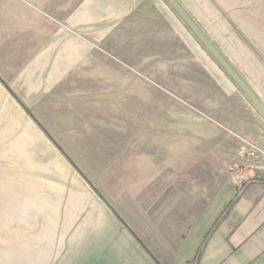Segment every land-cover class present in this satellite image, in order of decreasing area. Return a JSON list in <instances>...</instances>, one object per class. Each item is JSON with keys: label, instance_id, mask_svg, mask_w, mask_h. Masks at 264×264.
Masks as SVG:
<instances>
[{"label": "crops", "instance_id": "obj_1", "mask_svg": "<svg viewBox=\"0 0 264 264\" xmlns=\"http://www.w3.org/2000/svg\"><path fill=\"white\" fill-rule=\"evenodd\" d=\"M72 1L65 0L66 3ZM178 1L202 28L197 19L199 17L194 14L196 0ZM78 2L84 20L83 34L104 36L138 33L149 36L151 42L162 41L161 37L169 30V16L176 20L177 15L166 0ZM16 3L21 12L15 11L17 18L10 15L16 22L20 23L24 18L25 9H28L27 17L41 18L34 5L25 6L23 0ZM4 14H0V23L5 19ZM50 17L49 14L48 28H43L45 31L41 32L39 25L33 26L38 39L25 56L23 54L18 58L19 62H3V66H0V124L4 125V128H0L4 131L9 128V112L10 109L15 110L18 123L12 130L44 131L56 141V146L71 165V156H84L83 150L73 149L76 146L88 147L89 156L102 153L101 158L97 159H109L111 162V147L119 149L122 146V133L131 135L137 131V111L132 108L126 112L122 108L120 99L125 92L119 87L112 91L96 90L93 96L90 93L83 100L74 101L65 82L70 73L69 62L57 60V43L53 40L57 30L55 23L51 26ZM214 27L222 28L225 34L231 36L225 41L228 55L220 51L264 100V62H244L241 56L244 43L239 36L234 35L228 21ZM179 29L181 32L184 30L183 26L177 27L176 35L180 33ZM1 31L0 28V34ZM5 32L8 34L7 28ZM41 34L48 37L42 38ZM210 34H216V31ZM133 43L136 41L127 40L126 49L136 50ZM143 62H152V59ZM119 81L120 77L116 82ZM128 82L136 83L131 77ZM131 92L129 85V97H136ZM10 98L16 101L11 102ZM197 122L187 129L200 130L199 124H195ZM144 127L145 130H153L152 121L146 120ZM215 127L212 125L205 129L214 131ZM263 127L264 122L250 111L248 103L244 101V146L257 148V136L263 132ZM184 129V125L180 127V130ZM37 134L40 137V133ZM1 135L0 180L6 181L8 176L3 171L7 172L9 168V143L8 146L2 145ZM212 144L215 143H208ZM185 145V142H181V146ZM34 156L41 159L32 153L29 171L34 169L30 168L34 166ZM22 157L19 156L20 159ZM184 157L182 155V159ZM181 162L184 168V161ZM54 163L56 161L49 164V168L45 165L46 170L42 171L48 175L47 182H50V167ZM24 164H27L26 160ZM150 164L148 172L152 177L154 169L151 160ZM159 169L156 168V173H159ZM82 170L87 178L80 171L77 177L86 179L87 185L67 186L69 179L71 183L73 181L72 170L68 168L61 173L64 179L59 182L62 183L60 185L49 183L41 186L40 180V185L34 186L9 187L7 183L4 186L1 183L0 259L10 258L9 243L15 242L17 251L11 255L12 258L33 260V264H264V178L245 182L239 191L231 186L226 187L222 194L224 197L218 200V193H215L212 195L215 197H208L207 202H202L201 192L196 193L195 187H176L177 193L193 195V202L185 203L183 199L182 203H174L153 198L154 192L160 188L137 184L135 174L128 177L127 184L119 182L112 187L95 185L92 173ZM112 173L106 171L100 177L106 178ZM184 175L175 177L179 179ZM168 190L163 188L161 194ZM9 210L18 211L19 222H22V226H17L15 239L8 237V221L3 219L4 216L8 218ZM24 226L26 228L23 229Z\"/></svg>", "mask_w": 264, "mask_h": 264}, {"label": "rangeland", "instance_id": "obj_2", "mask_svg": "<svg viewBox=\"0 0 264 264\" xmlns=\"http://www.w3.org/2000/svg\"><path fill=\"white\" fill-rule=\"evenodd\" d=\"M19 1L0 0V14L5 13V19L0 23L3 31L0 34V66H3V62H19L18 58L23 54L25 56L38 39L33 26L39 25L41 32L45 31L43 28H48L50 14L53 17H50L51 26L55 23L57 30L53 39L57 43L56 57L57 60L65 59L69 62L70 73L65 82L74 101L83 100L90 93L93 96L96 90L112 91L119 87L125 92L120 99L122 108L126 112L132 108L137 111L138 129L131 135L122 133V146L119 149L111 147V162L109 159H97L101 158L102 153L89 156L86 146L73 147L74 150H83L84 156H71L72 166L56 146V141L50 139L44 131L36 129L40 133L39 137L37 131L12 130V127L16 128L18 120L16 111L10 109L9 128L4 131V125L0 124L3 127L0 128L1 144L8 146L9 143L10 157L8 171H3L8 180H0V185L34 186L40 185V181L41 186L49 183L60 185L62 183L59 182L64 179L61 173L66 168L72 170L73 175L72 183L69 179L67 186L87 185L86 179L77 177L78 171L85 176L82 170L85 169L94 176L92 182L95 185L113 187L119 182L127 184L128 177L135 174L137 184L160 188L154 192L153 198L174 203H192L193 195H182L175 188L195 187L196 193L201 192L202 202H207L208 197L215 193H218V200L224 197L222 194L226 187L231 186L239 191L245 182L264 178V127L263 132L257 136V148L244 146V101L248 103L250 111L255 112L263 122L264 116L178 15H175L176 20L169 16V30L161 37L162 41L151 42L149 36L138 33L104 36L83 34L84 20L81 18L78 0L70 3L65 0H23L25 6L34 5L41 18L27 17L28 9H25L24 18L19 23L10 17L12 14L16 17V12H21L16 3ZM194 3V14L199 17L200 25L225 55L229 53L225 41L231 36L225 34L222 28L215 29L214 26L228 21L234 35L239 36L244 43V52L241 54L244 62H264V0H200V4L196 0ZM182 26L184 30L181 32L179 29L180 33L176 35V28ZM211 31H216V34H210ZM41 36L48 37L43 34ZM127 40L136 41L133 44L137 49L127 50ZM149 59L152 62H143ZM119 77L120 81L116 82ZM129 77L136 83L129 84ZM129 85L136 95L134 98L129 97ZM10 100L16 101L14 98ZM146 120L152 121L153 130H145ZM196 120L198 122L195 124H199L201 129H187ZM183 125L185 129L180 130ZM212 125L216 126L214 131L205 129ZM181 142L186 145L181 146ZM210 142L215 144L208 145ZM32 153L41 159L34 156V166H30L34 169L29 171L28 163ZM20 155L23 159L19 158ZM25 160L28 165L24 164ZM150 160L154 169L152 177L148 172L151 169ZM181 160L184 161V168ZM55 161L54 166L50 167V182H47L48 175L43 172ZM157 167L160 168L159 173H156ZM106 171L113 173L106 178L100 177ZM178 174L185 175L177 179L175 175ZM163 188L169 189L168 192L161 194ZM17 212L9 210L8 218H3L8 221V237L13 239L17 236V226H22ZM9 251L10 258L0 259V264H33V260L12 258L11 255L17 251L15 242L9 243Z\"/></svg>", "mask_w": 264, "mask_h": 264}, {"label": "water", "instance_id": "obj_3", "mask_svg": "<svg viewBox=\"0 0 264 264\" xmlns=\"http://www.w3.org/2000/svg\"><path fill=\"white\" fill-rule=\"evenodd\" d=\"M166 1L172 7V9L177 13V15L182 19L184 24H186L187 27L191 30V32L197 37L199 42L205 47V49L218 62V64L225 70V72L230 76V78L244 92V94L252 102V104L264 116V100H262L256 94V92L245 81L242 75L233 67V65L229 62V60L225 57V55L214 44L211 38L204 32V30L198 25V23L188 13V11L181 5V3L178 0H166ZM109 207L112 210V212L120 220H122V218L116 213V211L111 206Z\"/></svg>", "mask_w": 264, "mask_h": 264}]
</instances>
